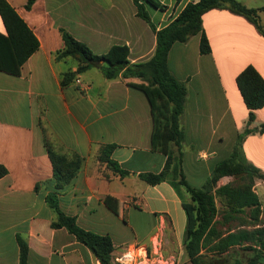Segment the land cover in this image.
I'll return each mask as SVG.
<instances>
[{
    "label": "crops",
    "instance_id": "1",
    "mask_svg": "<svg viewBox=\"0 0 264 264\" xmlns=\"http://www.w3.org/2000/svg\"><path fill=\"white\" fill-rule=\"evenodd\" d=\"M6 1L39 46L19 75L0 71V165L7 170L0 178V264H19L17 235L28 247L25 264H100L64 228L50 227L54 213L45 196L52 189V166L46 142L59 153L83 158L80 171L59 193V209L75 217L81 229L111 238L112 264L187 263L182 202H190V197L178 183L179 173L189 187L202 188L235 147L240 162L264 173V133L253 132L238 141L249 111L235 83L248 65L264 80V36L246 16L223 6L201 15L208 54L199 52V34L172 44L167 68L186 88L179 117L183 140L179 147L170 145L173 159L166 178L149 185L139 175L161 172L167 158L151 149L146 97L127 84L142 81L120 76L108 80L99 62L75 76L80 85L74 79L61 86L62 74L74 72L76 63L55 59L64 46V30L96 55L125 45L129 64L150 60L155 32L136 15L132 0H36L30 10L24 8L27 0ZM156 1L164 8L146 6V11L159 30L198 0ZM236 1L247 8L264 5V0ZM260 15L264 17V11L259 21ZM0 34L5 35L1 19ZM261 124L264 106L255 111L248 128ZM107 144L115 145L111 158L127 171L123 178L97 160L99 147ZM226 180L222 177L218 183ZM253 191L264 226V180H255Z\"/></svg>",
    "mask_w": 264,
    "mask_h": 264
},
{
    "label": "trees",
    "instance_id": "2",
    "mask_svg": "<svg viewBox=\"0 0 264 264\" xmlns=\"http://www.w3.org/2000/svg\"><path fill=\"white\" fill-rule=\"evenodd\" d=\"M36 0H27L24 8L30 10ZM136 15L149 23L155 32L156 48L150 60L144 63L129 64V50L125 45L111 46L104 54H94L84 43L75 40L64 30H60L63 48L56 53L55 59L73 60L76 70L62 74L61 86H66L75 76L85 72L93 65L102 62L100 69L108 80L138 78L142 83H127L140 90L149 104L152 119L150 145L153 151L166 156L164 169L159 173H142L139 178L146 184L155 185L166 178L172 155L170 145L180 146L183 133L179 117L183 111L186 88L177 81L167 68V55L172 44L185 42L199 34V52H210L207 37L202 29L201 15L210 8L229 7L246 16L264 36V26L259 21V8H247L236 0H198L188 3L181 12L164 28L155 30L146 6L163 9L156 0H132ZM0 19L5 35L0 34V71L17 76L24 62L38 50V40L6 0H0ZM236 87L248 112L247 126L238 137L239 143L253 132L264 133V124L249 129L255 120V111L264 106V80L250 65L246 66L235 78ZM48 158L52 166V189L45 196L47 207L54 213L50 223L53 229L64 228L77 242L86 246L100 264H112V240L108 235H100L81 229L73 216L59 209V193L80 171L83 158L72 153L65 155L54 150L46 142ZM114 144L102 145L98 149L97 160L106 165L114 174L123 178L127 171L112 160ZM7 174L0 165V178ZM178 183L189 194L190 202H182L186 215L183 251L189 264H227V256L236 248L241 252L254 251L246 262L236 260L233 264H264V226L260 218V201L253 191L255 180H264V173L254 166L237 159V147L232 155L218 163L202 188L189 187L182 175ZM239 175V179L215 188L222 177ZM215 188V189H214ZM34 189L37 191L38 185ZM213 193L211 190H213ZM215 196L223 199L225 209L218 210ZM19 248V264L26 263L28 247L24 239L16 236ZM255 246L254 248L252 246Z\"/></svg>",
    "mask_w": 264,
    "mask_h": 264
},
{
    "label": "rangeland",
    "instance_id": "3",
    "mask_svg": "<svg viewBox=\"0 0 264 264\" xmlns=\"http://www.w3.org/2000/svg\"><path fill=\"white\" fill-rule=\"evenodd\" d=\"M262 17V18H261ZM260 21L261 22H263L264 21V17L263 16H261L260 15ZM239 175H237V176H231V177H226V182L224 183V184H227V183H229V182H233V181H236L237 179H239ZM198 180H200V179H198ZM224 184H219L218 182H217V184H216V186H215V188H217V187H219V186H222V185H224ZM214 188V189H215ZM214 189L213 190H211V192L213 193V191H214ZM215 205H216V207H217V209L218 210H223V209H225V206H224V203H223V199L222 198H220L219 196H215ZM254 255V251H252V250H248V251H246V252H241V251H239L237 248L235 249V250H233V251H231L230 253H229V255L227 256V264H233L236 260H241L242 261V263L243 262H246L249 258H251L252 256ZM148 256V255H147ZM150 256V255H149ZM148 256V257H149ZM145 262V261H144ZM150 263H152V261L150 262ZM150 263H147V264H150ZM145 264V263H144ZM178 264H189L188 262L187 263H185L184 261H182V260H180L179 262H178Z\"/></svg>",
    "mask_w": 264,
    "mask_h": 264
},
{
    "label": "built area",
    "instance_id": "4",
    "mask_svg": "<svg viewBox=\"0 0 264 264\" xmlns=\"http://www.w3.org/2000/svg\"><path fill=\"white\" fill-rule=\"evenodd\" d=\"M74 82H75L77 85H80V84H81V83H80V80H79L78 78L75 79Z\"/></svg>",
    "mask_w": 264,
    "mask_h": 264
}]
</instances>
